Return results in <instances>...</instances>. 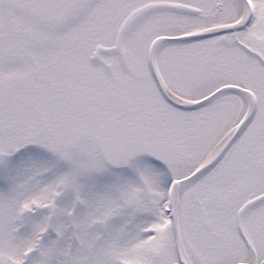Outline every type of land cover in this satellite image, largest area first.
I'll return each mask as SVG.
<instances>
[{"label":"snow or ice","instance_id":"obj_1","mask_svg":"<svg viewBox=\"0 0 264 264\" xmlns=\"http://www.w3.org/2000/svg\"><path fill=\"white\" fill-rule=\"evenodd\" d=\"M0 264H264V0H0Z\"/></svg>","mask_w":264,"mask_h":264}]
</instances>
